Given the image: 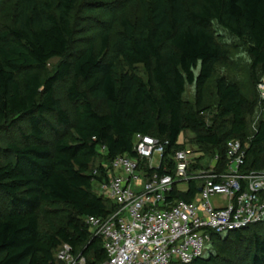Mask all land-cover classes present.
Here are the masks:
<instances>
[{"label":"trees","instance_id":"trees-1","mask_svg":"<svg viewBox=\"0 0 264 264\" xmlns=\"http://www.w3.org/2000/svg\"><path fill=\"white\" fill-rule=\"evenodd\" d=\"M141 4L140 22L122 16L115 41L105 25L99 47L78 42L73 16L79 0H29L11 22L0 21V128L15 127L14 117L30 126L24 145L8 144L0 154V264H64L57 255L65 244L90 262L105 260L103 241L91 233L86 218L106 217L115 206L96 192L95 182L108 179L107 167L117 157H136L137 135L169 141V155L184 148L180 137L197 126V145L212 158L219 155L221 167L228 143L238 139L247 151V169L261 170L264 120L248 132L249 105L236 82L221 77L216 83L218 124L207 126L185 111L183 98L186 86L196 85L201 99L223 56L215 22L248 44L253 68L264 74V0ZM114 57L130 71L121 70ZM56 58L61 62L50 73L48 64ZM137 66L145 68L147 79ZM67 82L72 114L57 95L58 85ZM68 129L73 141L62 136ZM47 131L56 138L53 146L46 143ZM196 160L195 170L202 159ZM198 193L192 181L187 191L175 188L171 198L192 202ZM48 206L69 209L65 226L50 221V231H43ZM218 242L223 260L204 256L193 264H264V222L215 236L211 245ZM229 242L245 244L246 255L224 253Z\"/></svg>","mask_w":264,"mask_h":264},{"label":"built area","instance_id":"built-area-1","mask_svg":"<svg viewBox=\"0 0 264 264\" xmlns=\"http://www.w3.org/2000/svg\"><path fill=\"white\" fill-rule=\"evenodd\" d=\"M259 88L264 99V81ZM168 146L167 140L137 135L136 157H117L107 167L108 179L95 182L96 192L115 206L106 217L86 218L103 241L106 259L90 262L65 244L57 255L61 262L193 264L215 236L264 222V174L247 169L240 140L228 143L223 167L215 155L212 164L197 170L193 161L202 156L184 148L167 155ZM192 181L199 187L192 202L171 198L175 188L183 192Z\"/></svg>","mask_w":264,"mask_h":264},{"label":"rangeland","instance_id":"rangeland-1","mask_svg":"<svg viewBox=\"0 0 264 264\" xmlns=\"http://www.w3.org/2000/svg\"><path fill=\"white\" fill-rule=\"evenodd\" d=\"M29 0H0V21L7 20L11 22V18L21 5H26ZM37 3L46 0H35ZM97 3V4H93ZM122 16L129 17L133 22L139 23L143 16V8L141 0H79V6L74 13L73 22L76 27V37L81 45L95 44L100 46V34L105 25L112 29L113 41H115L121 32L119 24ZM213 32L216 41L221 47L223 56L214 67V75L204 90L201 92V99L196 85H187L186 93L184 95L185 111L195 114L199 120L206 123L207 126L218 124V94H217V81L221 77L227 78L231 82H236L240 88L242 95L246 98L249 108L246 113L248 123V132H253V126H257L261 120H264V106L263 97L259 85L264 81V74L260 69L253 68V60L249 54V47L246 42L230 34V32L216 22L213 24ZM112 55V53H110ZM113 58V55H112ZM118 67L124 71H130L129 67L123 62L122 59L114 57L113 59ZM61 62L60 58L53 59L48 64L50 73H53ZM135 71L144 79H147V74L143 66H137ZM199 74V69L196 70ZM69 83H62L58 85L57 95L63 103L64 107L68 109L71 114L74 111V106L67 99V89ZM200 99V100H199ZM16 122L15 127L10 128L9 124H5L0 128V154H3L8 144L15 143L19 145L25 144V136L30 133V126L25 118L14 117ZM47 119L55 123L54 116H47ZM63 131V130H62ZM201 132L197 126H190L184 135L180 137L181 144H184V149L189 150L196 154L197 157L202 156L200 164L209 166L212 164L213 158L207 153L208 150L201 148L196 143V134ZM63 138L73 141L75 134L72 129L62 132ZM56 138L53 133L47 131L46 143L53 146ZM207 151V152H206ZM193 154V155H194ZM195 156V155H194ZM101 161V159H98ZM193 160V158H192ZM262 168L259 170L264 174V158L261 159ZM196 164V159H194ZM157 163V160L155 161ZM97 164V163H96ZM193 164V165H194ZM184 191L188 187L182 186ZM5 200L3 206L5 207ZM69 214V209L66 206H48V210L41 221V228L43 231H50V221L56 226H65L66 219ZM225 238V237H224ZM222 243L218 242L214 245H207V253L205 251L204 259L208 257H217L223 260L225 255L221 252ZM224 246V245H223ZM225 252L232 251V254H239L242 257L246 255L245 244L227 243ZM228 252V253H229ZM249 253V252H248ZM238 264H242L238 262Z\"/></svg>","mask_w":264,"mask_h":264}]
</instances>
